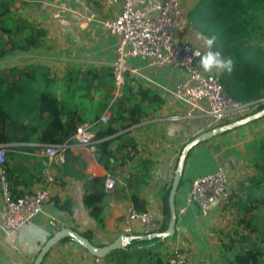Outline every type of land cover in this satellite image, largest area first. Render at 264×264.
I'll list each match as a JSON object with an SVG mask.
<instances>
[{"label": "crops", "instance_id": "1", "mask_svg": "<svg viewBox=\"0 0 264 264\" xmlns=\"http://www.w3.org/2000/svg\"><path fill=\"white\" fill-rule=\"evenodd\" d=\"M195 1L181 0L182 21H185V24L187 12ZM11 9L15 16L25 18L34 26L43 28L46 34L42 44L37 48L16 50L0 56V69L32 64L46 66L49 73L43 76L29 74L20 79L17 76L8 79L28 82L29 92L43 87L56 98L55 112H58L59 119L48 120L47 110L41 116L42 120H46L47 128L86 124L92 125L95 129L96 117L102 114L99 105L102 90L109 87L113 89L111 62L115 57L116 46V36L102 23L115 17L119 3L112 0H13ZM176 37L181 39L178 31ZM3 39L5 40V35L0 34V42ZM128 66L138 68V73L128 72L125 75L127 83L134 88L140 84L154 89L163 102L158 109L149 111L140 123L127 130L135 146L132 149L123 147L117 151L116 161L110 173L96 161L94 147H87L75 141L70 143L61 163H48L40 151L50 142L38 140L35 132L29 134V140L5 143L7 150L4 168L13 195L20 196L40 188L43 183L42 169L46 165L53 181L48 185L50 199L43 205L41 211L9 238L4 239L0 235V264H31L40 245L60 227H70L79 232L88 229L92 233V242L96 245L107 244L120 234L135 235L137 232L154 231L159 228L164 217L160 195L162 188L172 179L182 147L197 134L209 130L208 119L200 110L193 109L171 95L170 89L183 76L181 70L169 66H150L146 59L140 57L129 58ZM87 71H91L95 77L87 76L89 95L81 97V87L85 86L84 74ZM97 77L102 80L100 83L105 82L106 85H97ZM109 114L108 111V116ZM174 114L182 117L178 120L171 119L170 115ZM30 121L36 122L34 118ZM252 122L264 129L263 116L215 135L189 150L175 194L176 213L186 203L193 178L222 168L228 175L229 185L233 184L232 193L237 191L241 182H246L247 177L254 173L250 152L249 157L244 150L236 152L229 149L225 152L223 148L226 145L233 148L230 144L233 135L242 131L246 134L245 128ZM214 139L222 141L224 139L226 143L217 147L216 142L211 143ZM116 145L115 140L112 147ZM123 155L132 157L124 160ZM140 160L150 169V180L142 185L139 192L146 200V211L155 216L156 224L149 227L134 222L131 231L124 232L122 229L124 217L128 208L132 206L125 190V178L137 170L136 167L142 164ZM107 175L115 180V185L111 189L105 185ZM91 177H104L102 185L105 191L104 219L101 226L96 224L88 208L83 204L84 194L95 189L85 182ZM53 198L69 199L71 214L58 209L52 201ZM230 205L233 208L232 204ZM223 206L225 205L213 204L209 214L202 217L196 206L188 205L183 214L177 213L176 226L180 231L175 230L172 236L159 239L162 242H149L146 248L167 260L169 253L166 254V250L169 252L168 248L177 247L188 255L189 261L187 260L185 264L199 262L204 256L203 250H200L205 246L203 234L207 232L208 226L211 228L218 224L214 215L222 214ZM3 208L0 192V215ZM52 220L57 223L56 228L51 226ZM235 225L236 221L233 227ZM228 231L226 229L217 231L219 246L220 239ZM211 234L212 232L208 231V235ZM96 258L72 240L65 239L52 246L41 264H105L104 258L98 260Z\"/></svg>", "mask_w": 264, "mask_h": 264}, {"label": "trees", "instance_id": "2", "mask_svg": "<svg viewBox=\"0 0 264 264\" xmlns=\"http://www.w3.org/2000/svg\"><path fill=\"white\" fill-rule=\"evenodd\" d=\"M12 5L13 0H0V34L5 35V40L0 42V56L16 50L37 48L46 34L43 28L34 26L25 18L15 16ZM186 19L203 37L214 38L210 51L219 52L221 58L231 62L228 68H222L216 73L224 92L242 103L264 98V43L253 41L257 33L264 35V0H196L187 12ZM48 73L49 69L41 64L0 69V144L29 140V134L34 132L38 140L50 143L73 141L75 124L50 129L47 128L46 120H42L41 116L45 110L49 113L48 120L59 119L58 112H55L57 100L50 92L43 87L29 92L28 82L8 79L12 76L20 79L29 74L43 76ZM91 73L87 71V75L84 74L85 86L81 87V97L89 95L87 76L95 77ZM96 79L97 85H106L105 82L100 83L102 80L99 77ZM111 90L112 87L102 90L103 94L99 100L101 113L107 109L110 114L105 122L96 124L94 139L97 141L93 150L96 161L108 173L114 166L117 151L123 147L132 149L135 146L127 130L140 123L149 111H155L163 102L158 92L140 84L134 88L125 81L122 95L113 101L110 100ZM263 107L264 102L258 103L250 114ZM99 117L100 115L96 120ZM31 118L36 122L30 121ZM115 140L117 145L112 147ZM131 157L132 155H123L122 159L128 160ZM253 167L254 173L247 177L246 182L239 184L237 191L231 193V204L236 214V229L233 227V230H229L220 239L219 253L222 264H264V233L253 237V234H258L255 211L264 207V134L254 149ZM136 168L135 172L129 173L125 178L124 186L132 207L137 211H146V200L140 196L139 191L142 185L149 182L150 169L143 162ZM6 178L9 184L7 174ZM103 181L104 177H91L85 181L95 189L83 196V204L98 226L103 224L104 219ZM170 185L171 180L163 186L160 193L164 217L159 228L137 232L135 235H149L166 228L169 220L167 198ZM9 188L11 190L10 185ZM52 201L58 209L71 214L69 199L53 198ZM80 233L92 242L90 230ZM65 239L71 240L68 237L62 240ZM152 241L162 242L158 237L142 240L134 238L124 247L107 254L104 257L105 264H171L168 261L169 255L167 260H164L146 248V244Z\"/></svg>", "mask_w": 264, "mask_h": 264}, {"label": "built area", "instance_id": "3", "mask_svg": "<svg viewBox=\"0 0 264 264\" xmlns=\"http://www.w3.org/2000/svg\"><path fill=\"white\" fill-rule=\"evenodd\" d=\"M112 1L119 3V10L114 18L106 19L102 23L116 36L115 57L111 62L113 78L111 101L122 95L125 75L128 72L138 73V68L128 66V59L140 57L146 59L150 66H169L181 70L183 76L170 89V93L193 109L200 110L208 119V129L244 117L250 114L258 103L264 102V98L246 103L232 99L224 92L216 74L207 73L200 68L202 50L176 37V32L182 25L181 0ZM227 62L230 66L231 62ZM181 117L182 115L177 114L170 115L174 120ZM107 119L108 110L105 109L96 120V124ZM93 129L92 125L76 126L72 134L73 141L94 147L97 140L94 139ZM72 142L45 144L40 153L48 163H61L65 151ZM6 150V144H0V192L4 205L0 215V235L4 239L9 238L41 211L43 205L50 199L48 185L53 181L46 165L42 169L43 183L40 188L13 196L4 168ZM105 185L109 189L113 188L114 178L107 175ZM231 201L228 175L224 169L218 168L191 180L186 203L177 210V213L183 214L188 205H194L199 215L205 217L213 204L230 205ZM134 222L153 227L156 218L147 211H137L131 206L124 217L123 231H131ZM50 224L53 228L57 227L54 220L50 221ZM178 229L175 225V230ZM187 260L188 255L184 250L171 248L168 258L171 264H185Z\"/></svg>", "mask_w": 264, "mask_h": 264}, {"label": "water", "instance_id": "4", "mask_svg": "<svg viewBox=\"0 0 264 264\" xmlns=\"http://www.w3.org/2000/svg\"><path fill=\"white\" fill-rule=\"evenodd\" d=\"M264 116V107L254 113L248 114L244 117L238 118L232 122H229L224 125L216 126L212 129L206 130L202 133L197 134L192 139H190L181 149L180 155L178 157L176 167L174 169V173L171 179V185L168 192V209H169V220L167 223V227L160 232H155L151 235L148 234H141V235H118L114 240L111 242L104 244V245H96L91 242L89 239L84 237L79 231L70 228V227H60L55 229L52 234L40 245L34 259L32 260L31 264H41L45 255L48 251L58 243L60 240L64 238H70L73 242L77 245L82 247L91 255L97 258H104L107 254L115 249L122 248L126 244L129 243L130 240L134 238L138 239H148L151 237H158L159 239H165L167 237L172 236L175 233V225L177 221V214L175 208V194L177 188L179 186V182L181 180V176L184 169V163L186 156L189 150L198 143H201L205 140H208L215 135L221 134L229 129H233L235 127L244 125L248 122L256 120Z\"/></svg>", "mask_w": 264, "mask_h": 264}, {"label": "rangeland", "instance_id": "5", "mask_svg": "<svg viewBox=\"0 0 264 264\" xmlns=\"http://www.w3.org/2000/svg\"><path fill=\"white\" fill-rule=\"evenodd\" d=\"M183 5V4H182ZM182 7V6H181ZM192 30H191V29ZM179 32V36L181 37V39H184L188 42H190L191 44H194L198 47H200V49L202 50V56L207 52L210 51V48L208 46L205 45L204 43V37L199 34L195 29H193L189 22L182 21V25L178 30ZM254 42L263 44L264 43V35L257 33L256 35H254ZM200 68L203 70V68L201 67L200 64ZM220 68H213L210 71H205L207 73H211V74H216L219 71ZM246 134L242 131V132H237L238 134L233 135V137L231 138L232 141L230 142V144L233 146V148H228V145L224 146V151L227 152L229 151V149L235 150L236 152H241V151H245L246 153H248L249 156V152H250V156H252L253 158V152L255 147L257 146V144L259 143L260 137L264 134V129L259 125L256 124L254 122L250 123V125H248L245 128ZM246 137V140H245ZM216 142V146L220 147L221 144H224L226 142H224L222 140L219 139H214L212 140V144ZM245 146V148H244ZM249 156V157H250ZM233 185V184H232ZM232 185H229V189L231 192V187ZM222 206V205H221ZM221 212L222 214H217L214 215L215 217H217V221L218 224L207 229V232H205L203 234V236L205 237V240L203 241L204 243V247L200 250H203L204 252V256H202L203 258L194 264H222L220 261V253H219V244H218V230H222V229H226V230H233V225L235 224V211L233 210V208L231 207V205H225L221 208ZM255 220H256V224H257V228H258V234H253V237L255 236H260L261 234L264 233V207H259L256 209L255 211ZM234 229H236V227H234ZM180 231V229L178 230ZM208 231H211L212 234L208 235ZM170 248H168V251L166 250V254L170 253ZM189 261V260H188Z\"/></svg>", "mask_w": 264, "mask_h": 264}, {"label": "clouds", "instance_id": "6", "mask_svg": "<svg viewBox=\"0 0 264 264\" xmlns=\"http://www.w3.org/2000/svg\"><path fill=\"white\" fill-rule=\"evenodd\" d=\"M214 42L213 37H204V43L209 48ZM201 67L205 71H210L213 68H226L229 66V63L221 58L219 52L207 51L200 60Z\"/></svg>", "mask_w": 264, "mask_h": 264}]
</instances>
